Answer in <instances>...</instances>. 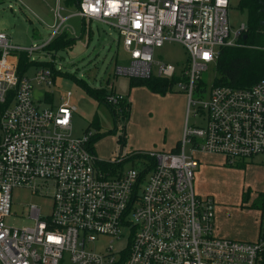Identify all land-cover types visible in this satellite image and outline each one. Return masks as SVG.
I'll use <instances>...</instances> for the list:
<instances>
[{
	"label": "built area",
	"instance_id": "2783aa9c",
	"mask_svg": "<svg viewBox=\"0 0 264 264\" xmlns=\"http://www.w3.org/2000/svg\"><path fill=\"white\" fill-rule=\"evenodd\" d=\"M230 2L80 0L78 16L107 23L122 38L129 62L115 74L175 79L201 119L186 124L177 152L134 151L114 163L128 159L134 165L129 158L140 155L141 166L116 173L98 168L90 130L71 136L74 108L41 107L32 97L34 80L53 83L51 70L41 67L33 79L19 74V52L32 59L59 30L29 48L0 31V264H264V189L257 239L246 241L215 234L217 203L195 187L198 153L230 165L260 159L264 168V78L247 88H198L221 48L241 45L247 31L243 24L232 35ZM165 43L185 49V64L155 59V48ZM125 99L107 96L119 111ZM21 187L47 190L53 209L43 216L30 205L34 224L17 228L5 219L15 214L12 192ZM124 228L126 247H96L103 237L120 239Z\"/></svg>",
	"mask_w": 264,
	"mask_h": 264
},
{
	"label": "rangeland",
	"instance_id": "374dc122",
	"mask_svg": "<svg viewBox=\"0 0 264 264\" xmlns=\"http://www.w3.org/2000/svg\"><path fill=\"white\" fill-rule=\"evenodd\" d=\"M49 7L56 11L54 27H47L30 9V0H3L7 12L0 13V31L8 34L11 41L21 47L43 45L54 35L67 30L75 40L69 49L54 53L39 49L31 54L33 60L53 62L56 74L54 82L37 84L34 80L32 97L41 107L55 109L67 104L75 109L72 120L71 136L84 137L90 130L94 136L102 135L95 141L96 157L101 161H116L134 151H170L183 139L186 124L199 125L201 119L195 117L194 107L188 108L189 100L177 85L172 92L155 94L145 87L130 88V77L115 74L117 66H127L129 54L124 50L122 38L113 26L86 19L83 32V18L71 15L77 11L75 4L67 5L60 0L65 10H59L58 0H46ZM240 0H231L228 18L232 35L243 24L247 25V14L239 8ZM57 12L61 16H57ZM4 14V15H2ZM70 14L65 22L62 16ZM51 22L53 16H50ZM155 59L172 63L176 67L185 64L187 53L179 44L165 43L155 48ZM39 65L27 71L30 79L35 77ZM216 75V65L212 63L203 73L204 82L211 86ZM85 80L91 86L113 88L116 93L127 97L130 112L127 119H116L109 107L88 95L76 81ZM47 97H52L49 104ZM196 93L194 94V98ZM184 105V106H183ZM97 116L99 128L93 121ZM125 133V144L119 138ZM189 151V148L187 149ZM200 168L196 173L195 187L202 195H212L217 203L215 212V234L234 240H255V225H258L261 192L264 189V168L260 159L249 163L239 161L230 165L221 156L196 154ZM143 158H135L136 163L126 161L122 170L141 166ZM14 215L5 221L9 226L21 228L32 226L34 221L28 217L30 205L37 206L43 216L51 214L53 199L47 190L33 193L29 188H15L12 192ZM128 228L124 236L116 239L103 237L96 244L100 251L112 247L121 250L127 245ZM252 235V236H251Z\"/></svg>",
	"mask_w": 264,
	"mask_h": 264
},
{
	"label": "trees",
	"instance_id": "16d2710c",
	"mask_svg": "<svg viewBox=\"0 0 264 264\" xmlns=\"http://www.w3.org/2000/svg\"><path fill=\"white\" fill-rule=\"evenodd\" d=\"M80 0H66L67 5L75 4L79 6ZM239 8L241 11L247 14V31L244 35L239 38L241 45L238 46H225L220 50V54L215 63L216 65V75L212 86H230L235 88H247L262 78H264V0H240ZM83 22V32L86 29V19ZM76 39L71 37L67 30L60 32L56 35L43 49L49 53H54L60 49H70L74 44ZM19 57V74L27 75V71L31 67L39 65V67L48 68L52 72V80L56 77L57 72L54 67L53 62H42L37 60H32L29 54L25 51H21L18 54ZM62 74V73H61ZM79 86L90 96L97 99L100 103L105 104L110 108L114 120L116 119H127L130 112V104L128 99L123 100L119 105L121 111L118 110L117 105L109 103L107 96L111 93H116V91L111 88L108 90L106 87L101 86L99 88L91 86L85 80H78ZM174 80L160 79L157 77L151 78H130V88L132 87H145L150 92L155 94H167L172 92V87L175 84ZM209 85H207L204 80L199 82V90L204 92L207 90ZM127 98V97H126ZM49 104L53 103L52 97H47ZM94 127L99 128L97 116L93 121ZM102 135H95L92 137L90 142V150L96 155L94 150V143L100 139ZM125 133L119 138V141L124 145ZM180 141H178L179 143ZM178 143L172 151L177 152L179 150ZM140 155L132 156L131 160H134ZM143 158V157H141ZM128 161L125 160L119 164H115L112 161H101L98 160V168L102 171H109V173H116L118 170H122L123 164Z\"/></svg>",
	"mask_w": 264,
	"mask_h": 264
},
{
	"label": "crops",
	"instance_id": "0c3cea01",
	"mask_svg": "<svg viewBox=\"0 0 264 264\" xmlns=\"http://www.w3.org/2000/svg\"><path fill=\"white\" fill-rule=\"evenodd\" d=\"M30 2H32V3H30L31 5L29 7L33 11L34 15L36 17H38V19L42 23L46 24L47 27H52L53 28L54 25H55V21H56V11L53 8L49 7L48 2L46 0H30ZM60 2L61 1L58 0V4H59V10L58 11H60V10L63 11L65 9L60 5ZM3 3H4L3 0H0V13L2 11L7 12V9L2 7ZM76 12H74L71 15L78 16ZM2 15H4V14H2ZM51 15L53 16V21L52 22L50 20V16ZM58 15L61 16L59 12H57V16ZM71 15L68 14L67 16H62L61 20L63 22H65V19H67ZM259 216H260V213H259ZM258 220H259V217H258ZM258 229H259V225H257V226L255 225V234H256L255 240L257 239V236H258ZM246 241H253V240H246Z\"/></svg>",
	"mask_w": 264,
	"mask_h": 264
},
{
	"label": "water",
	"instance_id": "95a60500",
	"mask_svg": "<svg viewBox=\"0 0 264 264\" xmlns=\"http://www.w3.org/2000/svg\"><path fill=\"white\" fill-rule=\"evenodd\" d=\"M263 12H264V9H263ZM263 24H264V22H263ZM244 38H246V35H244Z\"/></svg>",
	"mask_w": 264,
	"mask_h": 264
}]
</instances>
